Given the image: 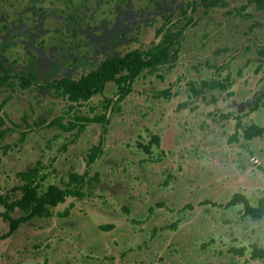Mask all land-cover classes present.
I'll list each match as a JSON object with an SVG mask.
<instances>
[{
  "label": "flooded vegetation",
  "instance_id": "af4514ba",
  "mask_svg": "<svg viewBox=\"0 0 264 264\" xmlns=\"http://www.w3.org/2000/svg\"><path fill=\"white\" fill-rule=\"evenodd\" d=\"M244 3L242 12L254 18L249 30L258 26L257 34L250 32L247 38L260 46L242 48L235 42L233 50H226L228 40H215L214 35L233 27L234 17L223 16L226 0H0L1 91L31 96V103L40 106L32 125L21 117L30 131H21L17 138L20 148L34 137V159L14 172L19 180L14 188L0 192V264H264V253L256 250L264 251V210L258 215L242 200L233 201L240 193L255 208L264 199V0ZM187 10L205 12L198 24L189 18L184 23L193 30L189 59L206 63L209 50H225L215 57V77L186 71L193 96L204 100L215 94L211 108L202 101L190 113L187 100L165 103L173 100L167 78L154 80V95L147 98L136 87L149 69L121 82L108 80L88 99L69 98L62 80L78 79L107 59L152 47L163 38L146 48L135 45L144 27L153 26L158 35ZM180 41L176 37L163 64L177 61ZM252 49L258 56L249 55ZM228 61L230 72H224ZM26 76L28 83L22 80ZM109 83L114 93L103 96L101 105L118 111L111 120L95 118L103 114L72 113L73 103L103 95ZM35 94L63 96L69 108L45 115L54 99ZM10 98L0 99L6 128L0 139L12 127L5 113L13 104ZM130 102L134 105L129 108ZM170 106L175 112L168 114ZM211 109L216 112L212 119ZM143 122L161 133L152 134L142 146L136 140L138 149L131 143L145 134ZM250 126L261 131L249 135ZM57 128L71 134L68 139L63 135V149L72 170L62 182L50 179L42 187L40 180L47 181L48 174L40 166L50 140L59 135ZM194 128L198 135L192 137ZM214 129L230 135L223 140ZM6 155L7 163H17ZM79 156L86 161L82 169ZM240 170L239 181L234 178ZM28 185L36 188L37 197L26 204L22 198ZM50 185L65 191L55 204L46 200ZM202 189L215 193L208 197L199 193Z\"/></svg>",
  "mask_w": 264,
  "mask_h": 264
},
{
  "label": "rangeland",
  "instance_id": "374dc122",
  "mask_svg": "<svg viewBox=\"0 0 264 264\" xmlns=\"http://www.w3.org/2000/svg\"><path fill=\"white\" fill-rule=\"evenodd\" d=\"M196 3L200 2V0H195ZM226 2L228 3V7L225 8V10L223 11V8L220 9V11H223V16L225 18L234 17L233 22L231 23L233 25V27H228L227 28V32L224 31H216L214 33V35H216L215 40H220L222 37H225L228 42L224 43L223 46H225L226 50H233V46L235 44V42H237L238 47H242L244 48L247 44L248 46H251L252 44L254 46H260L257 45V42L252 43V41L250 40L251 37L247 38V36H249L250 32L253 33L254 35L257 34V27H255L254 29H252V31H250L249 29V24L251 22L254 21L253 16H251L250 14H246L242 12L241 9V5L245 4L244 0H226ZM204 14L205 12H200V10H187V15L182 16L181 14H177L175 16V18H173L172 23L170 24L169 29L166 31L164 30L163 32L159 33L158 35H154V27L153 26H149V27H144L143 29V33L140 34L137 37V41L138 44H135L139 47H149L150 45H152L155 42H158L160 39H162L163 37L166 36L165 33L167 32H176L178 30V28H181L179 30L182 31L181 35L176 36V37H180L181 41L179 44V47L177 48V52L179 55V58L177 59L176 62H174L172 64V66L167 63V64H162L159 67H157L155 70L151 71V70H146L144 75L142 76V78L138 81L137 84V89H142V94L147 96V98L151 97L152 95H154L153 93V81L154 80H158L159 77L161 79L163 78H167L166 84L168 83V81L170 82V90H171V94H172V98L173 100L171 101L170 99H166L167 102L165 103H174L176 104L177 100H187L191 109L189 110L190 113H194V111H197L196 109L198 108L199 105L202 104V101H204L206 103V108H211L213 105V100L215 99V94H213L212 92H210L209 95H207L205 97L204 100L200 99L199 97H195L191 94V92L189 91V84L187 82V77H188V73H192V74H198V70H200L203 74L207 73L208 75H212L213 77H215L217 75V73L219 72L218 70H216L214 67V64L217 63V60L215 59V57L218 55V53H222L225 50L222 48H219V51H214V49L212 48L211 50L208 51L209 55H206V58H209L208 62H199L193 59H189L188 57V51H189V47L191 45L192 42V34H193V30L192 25L189 26H185V21L187 20V18H189L191 21L195 22V24H198L200 21L203 20L204 18ZM264 16V15H263ZM156 24H159L158 22ZM214 26L219 29L220 25L217 24L216 22L213 23ZM230 24V25H231ZM243 30V31H242ZM245 30V31H244ZM224 32V33H223ZM186 35V38H185ZM243 38V40H241ZM176 41V40H175ZM262 46V45H261ZM173 47V46H172ZM237 47V48H238ZM215 48V47H214ZM259 48V47H258ZM256 49V48H255ZM179 51V52H178ZM234 53L236 52L233 51ZM253 49L252 51L249 52V55H256L258 56L257 53H253ZM253 53V54H252ZM177 55V56H178ZM187 57V58H186ZM231 61V60H230ZM230 61H228L227 63L224 64V72H230V68H229V64ZM219 63V62H218ZM223 69V68H222ZM187 71V72H186ZM158 72V75H156L155 73ZM251 73V72H250ZM162 76V77H161ZM177 76H179V78L177 79ZM250 76V74L248 75ZM162 84H160L159 86H161ZM4 86L0 85V99L6 95H11V101L13 102V104L10 105L9 108L5 109V113H6V117H7V124L8 125H12L11 130L9 131V133L3 138L0 139V162L4 161V163L2 165H0V192H5V190L7 188L13 187L14 185L17 184L19 182L18 177H16V174L14 173L17 170H20L23 166H25V164H27L29 161H32L34 159L33 153V140L34 137L31 135L30 137H28V139L26 141H24L23 143H21V147L17 148L18 145L20 143H17V138L20 134L21 131L26 130L27 132L30 131L29 126L32 125V121L36 118V113L35 111L40 107L37 105H34L33 103H31V101L33 102L32 99H30L31 96H27V95H21V93L17 94V96H14L13 94L17 93V92H8V91H1L2 88ZM115 87L113 83H109L107 85V89L105 90V93L103 95H97L95 97H93L92 99H90L89 101L83 102L81 103V105H77L75 103H73V107H75V110L72 113H88V115H92V114H97V115H101L103 114L105 116V118H108L109 120H111L113 114H117L118 111H114L109 110L108 108H104L101 105V100L103 98V96H109L112 97L113 93H114ZM225 94H223V99L221 102H223ZM36 98H44V100L48 101L50 98L54 99V101H51L52 104H50L48 106V111L45 113L46 114H50V116H52L53 114L56 113H60L62 110L65 111L69 108V104L66 102V100L64 99V97L60 96H50V95H46V96H38V94H35ZM33 98V99H36ZM133 100H136V96L134 95ZM197 102V103H196ZM196 103V108L195 104ZM113 104V103H112ZM134 102H130V106H133ZM109 106V104H108ZM115 106V104H114ZM94 108L95 110L93 111ZM156 108V107H155ZM53 109V111L51 112V110ZM215 109H211L210 113L212 115L209 114L210 118L212 119L215 115L213 113H216L214 111ZM175 112V110L170 106L168 109V114H170L171 112ZM201 115L203 114V111H200ZM24 115V118L27 120V122H29V126L26 125L24 123V121L22 120V116ZM145 115H142L141 117H144ZM140 117V116H139ZM140 117V118H141ZM67 119H64L63 121H66ZM145 120V119H143ZM194 122L196 120H193ZM19 123V125H14V123ZM212 124H215V120H212ZM245 124V123H244ZM143 129L145 134L144 135H138L135 139V142L133 141L132 146L133 147H137L136 143L140 142V145L142 146L143 144H145L147 142V139L150 138V136L152 134H158L161 133L158 130V127L153 126L151 123L149 122H143ZM195 127H198L197 125H194ZM244 126V125H242ZM58 130V128H57ZM213 131L216 132L217 136L220 138H223V140L227 139L230 135L229 132H222L221 130H219V132L217 133V130L214 129ZM211 131V132H213ZM58 137L55 139H51L50 143L48 145L46 154L43 156L42 162L43 165L40 166V169L42 171L43 174H45L44 176H46V172L48 174L47 177V181H44L43 179L40 180V184L42 187H44L43 185L49 183L50 179H56L60 182H62L61 177L65 176L70 170H72L69 167V163L67 162L66 158V153L63 149V142H66V138H70L71 134L70 132H66L63 130H58ZM196 130V128H194L192 131H190L191 136L192 135H198V132ZM52 133V131H51ZM64 133V134H63ZM63 135L66 136V138L63 139ZM194 137V136H192ZM263 138H261V141L263 143H261V148L264 149V140H262ZM137 140V142H136ZM237 141V140H235ZM25 148V150H23V148ZM22 148V149H21ZM138 149H141L140 146L137 147ZM211 148V147H209ZM237 148V147H236ZM243 148H237V150H242ZM230 151H234L233 149L230 148ZM5 152V153H4ZM6 153L11 154L12 157L14 159H17V163H12L9 162L7 163V161H9L8 156L6 155ZM238 153V151H237ZM11 158V159H13ZM13 161V160H12ZM78 161H79V165L78 168H80L81 165V169L84 168L86 166V161L85 158L82 157L80 158V156L78 157ZM14 162V161H13ZM89 167V166H88ZM90 169L89 171L91 172V174H93V171L91 169V166L88 168ZM2 170V171H1ZM2 173H5V175H1ZM242 170H240V173L235 176L236 178L234 179H239L242 180L241 178V174H242ZM250 171H246L245 174H250ZM233 174V172H228V177H230V175ZM208 176V175H207ZM197 177L196 173H193L191 178L192 180H194ZM233 178V177H232ZM214 179L211 180V183H213ZM221 182V181H218ZM262 185V183H261ZM262 191L264 192V188L262 189ZM210 197L212 196L215 192L212 190H206V189H202L199 191V193H203ZM14 194L18 195L20 194L19 191H16Z\"/></svg>",
  "mask_w": 264,
  "mask_h": 264
},
{
  "label": "trees",
  "instance_id": "16d2710c",
  "mask_svg": "<svg viewBox=\"0 0 264 264\" xmlns=\"http://www.w3.org/2000/svg\"><path fill=\"white\" fill-rule=\"evenodd\" d=\"M182 31L169 32L163 39L149 47L146 50H132L127 52L122 57H117L113 59H107L102 62L101 66L89 71L88 73L82 75L78 79H64L60 84L66 82V88L69 91L70 99H88L93 93L100 92L104 89L105 83L108 80H116L121 82L127 77L134 78L140 71V69L155 70L157 67L162 65L169 56V51L176 40V36L181 35ZM129 71L128 76L122 77L118 76L122 73ZM119 77V78H118ZM23 82H30L29 78L23 77ZM95 118L99 120H105V116H96ZM4 118L0 115V136L6 131V128L2 127ZM249 135L255 132H260L261 128L256 126H250ZM65 191L58 186L50 185L47 189L46 200L52 204L57 203L64 197ZM37 197L36 188L34 186H26L24 188V196L22 202L26 200V204L32 203ZM44 199V198H43ZM234 200H242L245 203V207L248 210H252L258 215L263 214L264 210V199L260 200L257 207L253 208L248 204L246 197L243 194H237L233 197ZM259 254H263L262 249H256Z\"/></svg>",
  "mask_w": 264,
  "mask_h": 264
}]
</instances>
